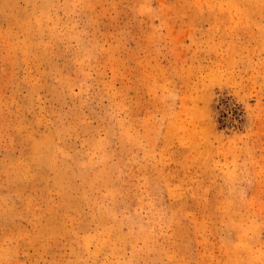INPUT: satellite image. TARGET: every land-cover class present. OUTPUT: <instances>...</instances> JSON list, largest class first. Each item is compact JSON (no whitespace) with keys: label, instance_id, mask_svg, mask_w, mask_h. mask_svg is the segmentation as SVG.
<instances>
[{"label":"rangeland","instance_id":"obj_1","mask_svg":"<svg viewBox=\"0 0 264 264\" xmlns=\"http://www.w3.org/2000/svg\"><path fill=\"white\" fill-rule=\"evenodd\" d=\"M0 264H264V0H0Z\"/></svg>","mask_w":264,"mask_h":264}]
</instances>
